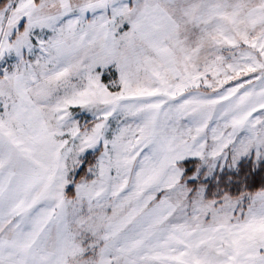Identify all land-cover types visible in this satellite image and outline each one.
<instances>
[{
    "label": "snow or ice",
    "instance_id": "obj_1",
    "mask_svg": "<svg viewBox=\"0 0 264 264\" xmlns=\"http://www.w3.org/2000/svg\"><path fill=\"white\" fill-rule=\"evenodd\" d=\"M0 264H264V0H0Z\"/></svg>",
    "mask_w": 264,
    "mask_h": 264
}]
</instances>
